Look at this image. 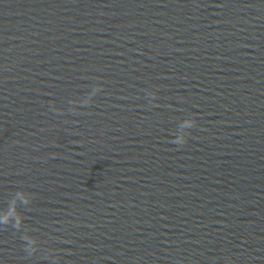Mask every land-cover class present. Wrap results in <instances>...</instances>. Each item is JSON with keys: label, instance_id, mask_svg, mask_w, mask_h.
Listing matches in <instances>:
<instances>
[{"label": "water", "instance_id": "water-1", "mask_svg": "<svg viewBox=\"0 0 264 264\" xmlns=\"http://www.w3.org/2000/svg\"><path fill=\"white\" fill-rule=\"evenodd\" d=\"M0 264H264V0H0Z\"/></svg>", "mask_w": 264, "mask_h": 264}]
</instances>
